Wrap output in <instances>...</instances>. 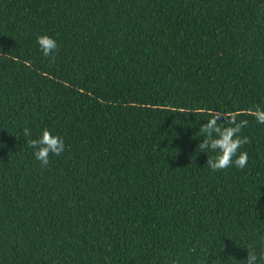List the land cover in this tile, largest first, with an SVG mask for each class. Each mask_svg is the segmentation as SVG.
<instances>
[{"label": "trees", "instance_id": "16d2710c", "mask_svg": "<svg viewBox=\"0 0 264 264\" xmlns=\"http://www.w3.org/2000/svg\"><path fill=\"white\" fill-rule=\"evenodd\" d=\"M256 106L264 0H0V264H264ZM210 109L248 121L245 168L208 167Z\"/></svg>", "mask_w": 264, "mask_h": 264}, {"label": "clouds", "instance_id": "9594fccd", "mask_svg": "<svg viewBox=\"0 0 264 264\" xmlns=\"http://www.w3.org/2000/svg\"><path fill=\"white\" fill-rule=\"evenodd\" d=\"M36 40L42 54L45 57L54 59L53 54L59 48L57 41L48 35H39ZM249 111L258 123L264 124V109L256 106ZM207 115L209 119L201 124L199 128V132L204 139L198 144V147L200 152L208 153L210 151L215 153L213 156H207L206 163L208 167L213 172L233 165L239 169L245 168L248 163V154L247 152H240L239 149L250 141L247 136L241 137L240 133L244 127H247L248 121H237L233 115L211 109L208 110ZM23 132L26 137L31 136L30 129L25 128ZM27 145L33 150V155L40 162L41 167L48 166L49 157L61 155L66 148L64 139L59 135H54L47 128L42 130L39 137L28 139ZM260 259H264V249L261 250ZM257 260L256 252L249 245L247 259L246 261L241 260V264H257Z\"/></svg>", "mask_w": 264, "mask_h": 264}]
</instances>
